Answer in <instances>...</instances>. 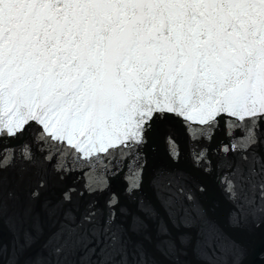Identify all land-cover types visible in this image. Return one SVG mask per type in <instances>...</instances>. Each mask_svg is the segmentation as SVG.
<instances>
[{
    "label": "snow or ice",
    "instance_id": "obj_1",
    "mask_svg": "<svg viewBox=\"0 0 264 264\" xmlns=\"http://www.w3.org/2000/svg\"><path fill=\"white\" fill-rule=\"evenodd\" d=\"M172 119L194 144L211 145L223 129L228 142L197 144L193 163L209 171L211 154H219L235 223L264 218V0H0V217L20 200L14 189L5 193V173L15 174L17 187L37 178L27 202L8 216L15 239L11 250L0 244L4 264H18V252L43 236L40 212L55 231L27 264H148L143 245L130 248L127 235L139 234L144 220L117 193L109 192L104 209L96 200L83 212L68 205L73 194L107 191L109 175L130 159L132 197L143 146L158 123ZM168 145L178 159L171 136ZM76 172L80 190L41 201L48 176ZM177 193L193 199L183 186ZM118 217H130L127 227ZM197 219L174 226L198 229L194 247L204 264H239L238 247ZM158 230L169 235L163 222ZM177 241L181 249L192 245L191 233ZM177 241L161 242L167 254L175 255Z\"/></svg>",
    "mask_w": 264,
    "mask_h": 264
},
{
    "label": "water",
    "instance_id": "obj_2",
    "mask_svg": "<svg viewBox=\"0 0 264 264\" xmlns=\"http://www.w3.org/2000/svg\"><path fill=\"white\" fill-rule=\"evenodd\" d=\"M171 136L179 149V158L174 159L169 153L168 137ZM220 141L227 143L223 129L217 131L211 145L201 140L197 144L203 148L209 146L216 148ZM16 143V141H11ZM190 139L183 123L180 120H169L158 123L155 132L149 142L143 146L140 163L141 186L134 191L133 196L126 195L127 182L125 177L129 175V169L136 168L131 161H120L118 174H110L108 179L110 187L107 191L97 192L93 195L85 193L84 196L73 194L72 204L68 207H79L83 212L89 201L96 200L97 208L104 209L105 200L109 192L117 193L120 204L125 205L132 214L139 215L144 220L145 227L139 233L129 232L131 238V248L139 243L148 257V264H204L198 253L200 249L195 248L196 241L200 238L197 228L187 229L183 226H174L184 217L196 215L197 224H203L207 230L215 231L221 243H234L239 251V264H264V218L246 219L241 223H235L236 207L229 200L221 184L222 170H226L225 164L218 166L221 159L217 153L211 154V166L209 171L203 167H196L192 159V150L197 146ZM8 189H14L20 200L18 203L9 201L8 213L0 217V244L8 245L11 250L15 236L7 223L8 216L14 215L24 203L27 202L28 193L35 186L36 177L31 183L25 182L19 187L16 185L15 174L8 170L5 173ZM78 172L64 176L61 180L57 175L47 177L48 187L42 191L41 201L47 199L55 203L61 199L62 193L69 188H82L83 181L76 182ZM171 179V188L166 186V181ZM178 186H183L185 193L193 196L192 200L186 199L177 193ZM137 201H142L145 208L151 210V215H145L138 210ZM40 202L36 204V211L40 212ZM79 216V212L77 213ZM41 223L44 234L37 242L24 252H18V264H27L37 253L43 251L42 245L48 236L55 231L52 227L53 221L47 215L40 212ZM129 218L118 217V223H124L127 227ZM163 222L166 225L169 235H162L158 228ZM28 227V225H25ZM190 232L192 245L181 249L177 237L181 233ZM177 241L178 251L175 255L167 254V246L162 245V241ZM0 264H4V259L0 258Z\"/></svg>",
    "mask_w": 264,
    "mask_h": 264
}]
</instances>
